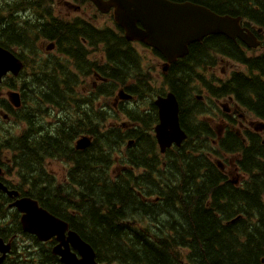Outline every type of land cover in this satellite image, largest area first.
Returning a JSON list of instances; mask_svg holds the SVG:
<instances>
[{
	"label": "trees",
	"instance_id": "1",
	"mask_svg": "<svg viewBox=\"0 0 264 264\" xmlns=\"http://www.w3.org/2000/svg\"><path fill=\"white\" fill-rule=\"evenodd\" d=\"M1 1L2 48L11 51L10 49L21 47L34 54L38 52L36 42L42 37L48 41H55L56 48L61 51V42L70 41L72 37L69 33H73L74 38L80 36L87 44H93L95 40L103 38L109 44L105 45L108 50L116 53L115 69L113 74L109 73L114 85L135 87L134 82L122 78L125 76L124 73H131L132 76L144 75L141 74L142 70L139 67L138 51L125 40L122 29L117 25L114 30H110L113 39L104 34L103 30L93 29L84 22L79 23V26L83 25L80 31L75 30V27H78L75 24L77 22L68 23L65 27L52 18H41L37 23V17L34 16L35 22L29 20L17 23L13 14L22 7H34L35 1ZM169 1H187L204 4L209 8L210 1L212 3L227 1L230 4L240 2V0ZM235 9L223 8L214 11L234 16ZM229 49L241 52L238 44L233 45L222 36H210L202 43L192 45L184 59L186 61L193 55L195 68L190 80L195 83L203 82V74L198 67L204 68L206 62L213 60L218 54L228 56ZM82 51L84 54V49ZM124 51L128 53L130 61L127 67ZM197 51H202L204 55L202 59L198 58L200 55L196 53ZM153 53L157 55L154 51ZM18 56L26 59L24 53L19 52ZM237 60L254 73H251L250 77L236 74L230 81L222 84L220 89L213 87L212 90L218 97L225 94L233 95L244 113L264 122V56L247 58L246 55H238ZM26 66L25 61L24 68ZM184 74V77L177 78L186 80L188 73ZM52 77L54 85L34 92V95L43 98L44 101L53 102V105L59 108L61 101H64L68 94L58 86V77L56 75ZM2 86L16 89L13 79L2 82L0 89ZM18 90L23 103L30 101L32 90ZM134 90H137L136 87ZM120 108L134 123L136 131L133 128L131 130L135 132V138L130 137L127 132L124 133V123L115 119L112 132L106 134L93 132L98 145H94L92 150L83 151L82 163L87 164L86 166L78 165L77 158L71 159L66 156L67 161L78 172L87 174L80 179L82 194L79 195L80 190L77 189L62 193L61 188L55 190L52 185L40 186L49 198L55 196L57 199L38 200V204L55 217L69 221L70 229L94 250L99 264H264L261 261L264 259V137L249 133H243L239 137L227 132L221 145L216 148L210 147L217 152L210 154V158L207 159L204 156L206 152L204 129L196 118L203 112L195 108L193 131L195 153L189 157L184 156L182 162L173 160L172 166H167L169 168L166 176L158 180L155 140L152 135V126L156 123L157 117L152 102L144 106L135 104L130 109L126 106ZM186 110L187 106L183 107V115ZM20 116L29 121L32 114L24 110ZM103 116L104 112L99 110L97 117L101 119ZM141 126L145 130L139 132ZM59 133L61 131L58 127L56 137L52 140L55 147L59 146ZM50 139L52 137L49 138V142ZM128 139L135 140L130 156L121 151V147L126 145ZM49 142L44 139L41 141L44 147L50 146ZM187 146L188 144L183 147L187 149ZM28 149L29 144L26 140L24 156ZM92 152H95V158L91 155ZM113 157L115 164L119 162L122 166L116 165L117 172L113 178H109V162ZM216 157L224 158L225 163L233 162L235 167L240 168V172L248 173L245 175L248 187L242 192L236 205L227 201L228 196L210 194L214 189L210 179L221 182L220 173L214 164ZM92 166L98 167L96 176L91 170ZM138 169L140 172L135 173ZM233 206L235 212L241 215V222L232 226L221 225V220L215 213L226 211L227 220L231 219L233 215L227 212L226 208ZM5 212L6 209L3 210V214ZM140 223L146 226H138ZM25 260L26 257L20 258L19 264ZM48 264L58 263L50 260Z\"/></svg>",
	"mask_w": 264,
	"mask_h": 264
},
{
	"label": "flooded vegetation",
	"instance_id": "2",
	"mask_svg": "<svg viewBox=\"0 0 264 264\" xmlns=\"http://www.w3.org/2000/svg\"><path fill=\"white\" fill-rule=\"evenodd\" d=\"M236 2L238 3L230 4L227 1L212 3L210 1L208 5L211 9L204 4L198 5L208 8L211 11L213 10V12H215L214 10L223 8H237L235 9V15L229 16L239 18V25L244 31L251 33L256 38L258 42L257 48L249 49L238 39L231 40L222 36L231 44H238L241 52L239 53L234 49H229L227 50L229 51L228 56L218 54L213 60L207 61L204 68L198 67V70L203 74L204 80L199 83L190 80L195 68L193 55L186 61L184 59L188 56L192 45L200 44L210 36L190 44L186 56L176 59L171 63H167L160 55L156 56L158 58L160 72H158V95H155L154 98H164L168 93L173 94L179 103V126L186 135L185 140L181 142L180 146L172 144L164 152H161L159 146L156 145L158 180L166 176L169 168L167 166H172L173 160L182 162L184 156L189 157L190 154L195 153L193 148L195 108H199L203 112L200 114V117L197 116L196 118L198 124L204 129L206 138V152L204 156L207 159L210 158V154L217 152L211 150L210 147L216 148L221 145L224 142V136L227 132H232L239 137L243 133L264 137V130H258L259 119L249 114L244 115L233 95L225 94L224 96L218 97L216 92L212 90L213 87L220 89L222 84L230 81L236 74L250 77L251 73H254L249 71L248 66L239 63L237 60L238 55H246L247 58L264 56V0H240V2ZM45 7H47L45 11H42L41 5L22 7L23 9L21 8L13 14L15 22L29 20L32 22L35 20L34 16H36L37 23L41 18H52L58 20L60 24L66 27L68 23L82 21L75 17L61 16L60 13H55L53 6L48 4ZM240 7L242 9H239ZM34 10H37L38 15L34 13ZM108 15L111 18L109 22V24L111 23L110 26L102 28L90 24L89 26L96 30L101 29L104 34L113 37L110 30H114L115 25L111 15ZM82 27L83 25L76 26L75 30L80 31ZM69 34L72 36L70 41L65 40L61 42V60H63V64L59 66L61 81L58 78V86L64 89L70 96L64 97V101H61V107L58 110L49 108V105H53V102L44 101L43 98L37 96L33 97V101H26L19 110H14L6 101L5 103L0 101V184L6 188L5 192L0 189V239L5 244L4 246L8 248L0 264H19L20 258L23 259L25 257L26 260L22 264H48L50 260H54L58 264L60 263L59 259L51 253L52 248L56 245L55 240L43 243L38 241L34 236L25 233L21 227L22 215L12 206L20 199H31L37 203L38 200L57 199L55 196L49 198L48 194L40 188V186L46 185H52L55 190L60 189L62 186H70L80 190L79 195H81L82 189L80 187L82 185H80V179L83 176H87V174L82 171L78 172L67 161L66 156L71 159L77 158L78 165L86 166L87 164L82 163L84 159L82 154L83 151L94 148L96 138L93 137L92 133L97 132L99 134L101 132L106 134L112 132L114 127L113 121L105 129L102 127L103 120L109 117L113 119L111 108L115 109L123 103L128 104V102L122 101L133 100V86H125L123 84L115 86L110 79L109 73L113 74L115 68L109 67L108 65L112 64L114 66L116 53L108 50L106 46L109 44L106 39H97L93 42V44L100 43L103 46L101 59L98 52L90 50L87 54L89 58L87 61L85 52L83 54L82 51L84 44H87V42L80 36H75L74 38L73 33ZM39 42L41 44L38 43V45L41 46V49H38L39 52L36 55L31 52L28 53L26 49L17 47V54L21 52L26 57L25 60L21 58L20 60L23 64L26 61L27 65H30L33 69L31 72L23 75L20 73L17 77L13 78L17 89L41 90L54 85L52 75L55 74L51 73L47 62H42V54H46L45 60H49L51 51L56 47V42L53 40L48 41L44 37ZM43 44H45L44 48H42ZM91 53H94V55L91 56ZM123 53L125 54L124 57L127 62L125 67H127L130 63L129 56L127 52L124 51ZM196 53L200 55L198 57L199 59L204 57L202 51H197ZM32 55L33 57H30ZM103 60L106 62V65H104ZM54 71H56V68H54ZM185 72L188 73L186 80L177 78L178 76L184 77ZM216 72H220L219 75H216ZM82 78L89 80V82L86 83V86L81 85L80 91L75 92L74 89ZM18 79L21 82L19 86L16 84V80ZM120 91H124V95L129 98L121 99L118 96V92ZM73 95L78 96L77 98H73ZM149 95L151 96V93ZM1 99L2 96H0ZM99 101L112 102L102 103L99 109L95 110L94 108L98 107ZM145 101H150V99L145 98ZM26 103H28L29 107L25 105ZM186 106L187 110L183 115V107ZM24 110L32 114L29 121L24 120L23 116H20ZM99 110L104 112V116L101 119L97 117ZM42 112L44 114L39 115ZM2 113H6V117H3ZM248 116H251L254 121L248 122ZM46 117L57 119L55 127L47 129L41 125L40 119ZM1 120L4 122L12 120L13 124L3 126ZM17 124H22V128L19 129ZM58 127L61 133L58 134L59 146L55 147L52 140L56 137L55 134ZM51 137L52 139L49 142V138ZM83 137L90 140V145L85 149L77 150L76 142ZM43 139L48 140L50 146H42L41 141ZM26 140L28 141L29 149L26 156H24ZM134 142V139H128L126 150L131 149L129 150L130 155L132 154ZM186 144H188L187 149L183 147ZM57 149L60 151L56 152ZM67 152H69V155H67ZM91 155L95 158V152H92ZM165 156L169 157L167 162L162 161ZM112 162L113 160L109 164L111 165ZM47 163H58L65 168L66 172L63 181L49 179L43 168ZM214 164L220 173L221 182H218L217 179H210L211 184L214 186L210 194L228 196L227 201L236 205L240 200L242 192H245L244 190L248 187L247 177L245 176L248 173L240 172V168L235 167L233 162L225 163L223 161L222 163L215 162ZM24 167L26 176L22 178V174H19V172ZM91 170L96 176L98 167L92 166ZM233 175H235V179L231 178ZM13 192L18 195L10 196L9 194ZM4 209H6L5 214H3ZM226 210L227 212H231L233 216L237 215L234 206L229 209L226 208ZM225 214L226 211H220L215 213V216L221 222L224 221L227 225L231 226L241 222V215L238 214L236 217L239 218L234 220V222H230V220L227 221ZM65 222L68 224L69 230L70 223L69 221Z\"/></svg>",
	"mask_w": 264,
	"mask_h": 264
},
{
	"label": "water",
	"instance_id": "3",
	"mask_svg": "<svg viewBox=\"0 0 264 264\" xmlns=\"http://www.w3.org/2000/svg\"><path fill=\"white\" fill-rule=\"evenodd\" d=\"M98 12H112L113 20L123 31L128 42H139L159 53L167 63L183 58L188 46L207 36L222 35L228 39H238L249 49L257 48L258 42L251 34L239 26V19L219 16L210 10L190 2L176 3L169 0H88ZM22 62L9 50L0 46V83L7 75L17 76L22 70ZM120 98H127L122 93ZM9 103L20 107L19 94L9 92ZM159 124L153 129L154 138L161 152L172 144L180 146L186 135L179 126V105L172 93L154 101ZM258 130H264L259 123ZM89 146L86 138L76 143L77 149ZM0 189L6 188L0 184ZM10 196H17L13 192ZM22 214L21 225L25 232L39 241L55 239L58 243L52 253L63 264H96L92 248L75 233L68 231V225L39 208L31 199L17 200L13 206ZM67 232V236L65 235ZM70 249L76 251L72 253ZM7 246L0 239V261L7 253Z\"/></svg>",
	"mask_w": 264,
	"mask_h": 264
},
{
	"label": "rangeland",
	"instance_id": "4",
	"mask_svg": "<svg viewBox=\"0 0 264 264\" xmlns=\"http://www.w3.org/2000/svg\"><path fill=\"white\" fill-rule=\"evenodd\" d=\"M36 5H41L42 6V11H45L47 9V7H45L47 4L50 6H53V9L55 10V13H60L61 16H68V17H75L76 19H80L82 20L81 22H77L75 24H77L79 26V23L82 22H86L90 25H95L97 27H105V26H110L111 23L109 24V22L111 21V18L109 15H102L100 14L90 3H88L85 0H34ZM2 1L0 0V5H1ZM56 4V5H55ZM66 4V5H65ZM35 5V6H36ZM5 12H7V10H5ZM34 13L36 15L37 14V10H34ZM32 22H35V20H33ZM20 23V22H18ZM38 40L36 42V47H37V51L39 52L38 49H41V46L38 45V43H40ZM41 44V43H40ZM131 46L136 49L139 53V67L142 70L141 74L142 75H138V74H134L133 76L128 73H124L125 76H123V79H127L128 82H134L135 83V87H136V91L134 90L133 92V97H134V101H138L137 105L138 106H144L146 105V103H151L153 102V97L155 95L158 94V72H160V68L158 67V58L156 57V55L154 53H152V51L147 48L142 46L141 44H131ZM45 47V44H43L42 48ZM84 52H85V56L87 61L89 60V58L87 57V54L89 53L88 51L93 50L98 52V54L100 55V59H101V52L103 50V46L102 44L98 43V44H84ZM14 52H16L15 49H13ZM91 56L94 55V53L90 54ZM46 54H42V62H47L48 67L51 71V73H54L59 79L61 77V74L59 73V66L63 64V60H61V49L56 48L53 49L51 51V57L49 60H45L46 59ZM30 57H33L30 56ZM103 62L105 63L104 65H106V62L103 60ZM102 65V64H100ZM103 65V66H104ZM109 67H113L114 66L112 64L108 65ZM54 68H56V71H54ZM33 69L31 68L30 65H27L24 70L21 72V75L26 74L28 72H31ZM220 72H216V75H219ZM9 78V77H8ZM14 80V79H13ZM59 81V80H58ZM61 81V79H60ZM15 82V81H14ZM89 80H85L84 78H82L77 86L75 87V92L80 91V86L81 85H87L86 83H88ZM20 79L16 80V84L17 86L20 85ZM58 84V83H57ZM52 86V85H51ZM51 86L45 88L48 89ZM18 91V89H16ZM40 89H36V90H32L33 92L31 93V98L30 101H33V97L34 92H38ZM44 90V89H42ZM3 91H5L3 89ZM149 93H151V96L149 95ZM78 95H73V98H77ZM145 98L150 99V101H145ZM105 102H112V101H99L98 107L94 108L95 110H98L100 107V104L105 103ZM27 107L28 103L25 104ZM50 109H54V110H58L59 108L56 107L55 105H49ZM44 111V110H43ZM42 115L44 114V112L41 113ZM111 115L113 117L112 118H106L103 120V128L107 129L109 127V125L112 123L114 124V119L118 120L119 122H123V123H127L131 122L130 118L125 115L121 108L120 105H118L115 109L111 108ZM58 117H60L58 115ZM200 117V115L198 116ZM250 121H254L252 120L251 116H248ZM2 124L3 126H7V125H12L13 121H7L4 122L3 120ZM56 121L57 119H52L49 117L46 118H41L40 122L42 123L41 125L45 126L47 129H50L51 127H55L56 125ZM132 123V122H131ZM17 126L19 127V129L22 128V124H17ZM130 128H134V123H132L130 126ZM145 128L143 126H141V130L140 131H144ZM136 131V130H135ZM129 133L131 137L135 138V132L132 131L131 129L124 128V133ZM94 145H98V143H94ZM140 146V145H139ZM134 148V147H133ZM143 148V146H142ZM112 149V147H111ZM131 150V149H130ZM121 151L123 154L127 153L129 155V150H126V147H124V145L121 147ZM169 159V157L165 156L164 159H162L163 162H167V160ZM113 162L110 165V175L109 178H113L114 174L117 172V167H115L116 165L122 166V164H120L119 162H117V164H115V157H113ZM45 169V173L48 175L49 179H53V181H63L65 178V168L58 163H47L44 167ZM113 170V173H112ZM139 172V170H135V173ZM232 179H235V175H233L231 177ZM67 184V183H66ZM72 189L75 188H70V186H62L61 190L62 193H66L68 190L71 192ZM142 226H146V224L141 223ZM74 233H76L75 231H73ZM77 234V233H76ZM24 259V258H23ZM263 262V260H261Z\"/></svg>",
	"mask_w": 264,
	"mask_h": 264
},
{
	"label": "bare ground",
	"instance_id": "5",
	"mask_svg": "<svg viewBox=\"0 0 264 264\" xmlns=\"http://www.w3.org/2000/svg\"><path fill=\"white\" fill-rule=\"evenodd\" d=\"M213 11V10H212ZM216 13V12H215ZM231 15V14H230ZM241 49V48H240ZM68 225V224H67ZM69 227V226H68ZM69 231H71V232H73V230H71L70 228H69ZM74 233V232H73ZM76 234V233H75ZM77 235V234H76ZM78 236V235H77ZM88 244V243H87ZM89 245V244H88ZM93 250V249H92ZM10 252V251H9ZM93 253H94V260H95V263L96 264H99V262L97 261V258H96V254H95V252H94V250H93ZM4 261V260H3Z\"/></svg>",
	"mask_w": 264,
	"mask_h": 264
}]
</instances>
